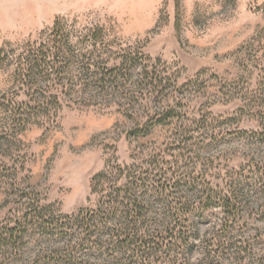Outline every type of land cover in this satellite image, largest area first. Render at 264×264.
I'll use <instances>...</instances> for the list:
<instances>
[{
  "label": "rangeland",
  "instance_id": "rangeland-1",
  "mask_svg": "<svg viewBox=\"0 0 264 264\" xmlns=\"http://www.w3.org/2000/svg\"><path fill=\"white\" fill-rule=\"evenodd\" d=\"M0 264H264V0H0Z\"/></svg>",
  "mask_w": 264,
  "mask_h": 264
},
{
  "label": "trees",
  "instance_id": "trees-1",
  "mask_svg": "<svg viewBox=\"0 0 264 264\" xmlns=\"http://www.w3.org/2000/svg\"><path fill=\"white\" fill-rule=\"evenodd\" d=\"M100 175H101V177L104 176V175H103V172H101L98 176H100ZM96 178H98V177L96 176ZM99 178H100V177H99ZM128 178L130 179V178H131V175H129ZM128 178H127V180H128ZM127 186H128V185L126 184L125 187H127ZM93 191H94V189H93ZM110 196L113 197L112 194H111ZM110 196H109V197H110Z\"/></svg>",
  "mask_w": 264,
  "mask_h": 264
}]
</instances>
